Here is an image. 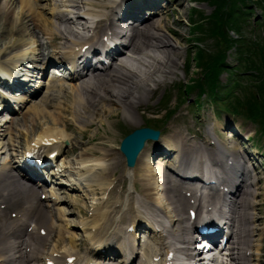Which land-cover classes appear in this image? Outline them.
<instances>
[{"label":"bare ground","instance_id":"1","mask_svg":"<svg viewBox=\"0 0 264 264\" xmlns=\"http://www.w3.org/2000/svg\"><path fill=\"white\" fill-rule=\"evenodd\" d=\"M253 1L256 3V0ZM14 4H19L18 12L11 10ZM160 4V0H0V22L4 26L3 30L0 29V40L2 39L4 43V46L0 47V59L6 57L9 48L17 51L23 46H32L36 43L38 55L35 63L39 65L41 75L53 61L64 63L68 60H76L80 54L77 51L80 47L83 49L86 44L104 43L102 41L104 36L108 38L119 36L127 45L125 53L118 55L106 72L91 71L76 79V83L69 88L59 80V77H55L47 88L40 87L30 98L24 96L16 99L25 106L33 104L32 111L23 114L20 120L11 118L10 127H7L0 137L2 138L0 156L4 159V164L0 168V264L10 262L21 264L22 260L23 264L29 260L34 264H40L43 255L53 259L56 264H66L71 257L76 258L74 264H113L101 260L99 253L79 250L83 240L77 236V227L82 228L86 241L102 248L96 249L97 251H105L107 254L116 252V248L119 247L118 252L124 256L120 264H136L132 263L135 254L138 264L165 263L169 254L177 249L181 250V254L185 257L184 262L187 261V264H204L203 259H200L202 251L197 246V238L192 236L193 230L188 225L189 219L184 216V208L193 204L192 206L198 211H196L197 220H200L203 209L211 212L209 211L212 208L211 203L219 199L222 194L216 191L209 192L206 198H203L207 200L204 203L199 196L198 188L181 180L178 181L175 175L172 176L166 171V167L167 164L174 165L173 167H178L183 173L189 174L196 171L190 165L191 159L197 160L198 170L203 166L204 159H208L217 169H223L224 164L217 158L221 154L227 158V161L235 163V174L226 178L223 184L230 193L234 191L233 199L227 205L229 209L227 219L232 224L229 264H251L254 259L258 263L263 262L260 256L252 258L253 255H246L254 246V238L264 235V229L261 228L262 222L256 220L258 216L254 212H259L254 199L261 194L258 193L256 196L253 190L259 183V180L252 175L257 170V166L255 164L250 166L248 164L250 161L242 160V157L238 158L239 155L242 156L238 144L222 143L219 145L220 151L216 143L204 140L199 134L194 135L193 131L185 135L183 131L171 127L166 144L168 149L162 150L161 146L155 149L156 152L172 150L175 158L172 160L171 155L167 153L160 154L167 164L164 161L160 169L159 167L155 169L151 160L153 156H157V153L147 146L140 154L136 166L128 169L127 172L128 175L133 173L134 182L140 184L141 187L137 190L141 197L137 201L134 198L124 201L122 191L120 194L117 191L119 182L112 184L121 157L117 156L119 152L114 145L116 135L106 131L104 134H93L88 137V133L96 125L103 126L107 121L115 119L125 120V123L135 122L136 111L151 109L144 105L150 98L146 91L164 85L166 78L175 74L174 70L178 66L177 60L181 54L170 37L181 38V33L167 21L172 13H180L183 2L175 0L174 3L169 2L167 5ZM146 9L152 14L149 20L144 18L145 12L142 13ZM155 14L157 15L154 16ZM161 16L165 19L163 20ZM91 33V37L87 38ZM29 35L32 36V40L29 39L31 37ZM9 38V46H7L5 41ZM35 51L32 49L31 54ZM28 57L30 56L27 51L18 59H13L11 64L20 63ZM0 70L8 73L9 77L6 78L13 76L12 69L2 67L1 64ZM45 89H48V92L44 93ZM68 89L71 90L68 92ZM40 96L42 97L39 99ZM17 124L26 127L27 146L34 144L43 151L44 145L48 144L50 146L46 147L51 148V153L62 152L69 131L81 134L82 139L75 140L72 146L68 147V154L77 155L72 163H67L65 167L75 170L79 178L76 181L68 179L61 183L70 184L73 191L80 192L81 200L87 199L88 196L99 195L98 200L101 202L96 206L103 205L95 206L92 215L82 220L79 225L70 220L64 225L52 224L49 221L56 219L63 223V218H68L70 214L64 207L65 200L59 198L58 191H62L63 187L51 188L50 195H47L44 201L42 196L37 200V191L41 190L23 182L22 172H14L12 157H7L6 154L11 146L15 147L11 127ZM42 124H48L46 129L31 140ZM72 124L77 128L74 129ZM136 126L140 127L141 124L138 123ZM3 137L4 139L9 137V142L4 144ZM193 137L199 142L192 140ZM46 140L49 143H45ZM92 142L95 148L88 149L87 145ZM97 146L102 152L96 148ZM104 161L109 163L105 164ZM123 176L124 171L119 178ZM157 178L162 185L160 190L167 195L165 203L157 199L159 191L156 185ZM120 183L123 184V181L121 180ZM112 196L116 197L114 202L110 199ZM68 197L73 202V208L78 210V214H85L83 208L79 209L76 206L80 203V199L69 194ZM118 204L123 208L115 206ZM23 206L26 208L23 224H27L29 220H33L31 224H35L33 233L29 234L26 240L16 223L8 226L9 217L14 213L18 216ZM140 207H146L148 211L143 213ZM160 214L166 220L159 219L157 216ZM142 218V222L137 227L142 229L141 224L145 222L152 240H148L144 250L138 254L133 253L130 243L127 241L121 243V241L119 245L117 239L122 237L126 240L135 236L124 231L122 225L128 223L131 226L136 225L139 222L136 220ZM41 230L46 231L45 237L39 234ZM27 247H30V251H25ZM44 248L45 253H43ZM258 250L259 254L262 250L261 246Z\"/></svg>","mask_w":264,"mask_h":264},{"label":"rangeland","instance_id":"2","mask_svg":"<svg viewBox=\"0 0 264 264\" xmlns=\"http://www.w3.org/2000/svg\"><path fill=\"white\" fill-rule=\"evenodd\" d=\"M174 1L175 0H169L171 3H174ZM249 1L251 3H247L246 5L247 9L249 8V11H247V14H245L244 17L241 16L239 18L240 24L238 25H240L239 27L241 33L245 36V40L242 39L239 41L238 39H235L236 33L230 27V24L235 23V17H229L228 20L224 19L223 24H220V29H218L217 33L213 35L212 30H214V28L212 27H215L213 22L216 23L215 20L218 19L221 21L220 18L222 17L221 12L216 8V6L208 0H182L183 6L180 9V13H172L169 20L167 21L170 26L177 29L179 33H181V38L169 35L171 36V40L180 50L181 55L177 60L178 66L174 70L175 74L167 77L166 83L159 86L155 93L146 91L148 92L150 98L146 103H144V105L150 107L151 109H139V111H136L137 113H134L135 122H132L135 124L130 122L125 123V120L120 121L114 119L112 121H107V124L103 123V126L96 125V127L88 133V137H91L93 134H104L106 131L111 132L116 135L114 145L118 149L119 144L124 137L136 129L148 126H152L154 128L159 127L161 130L164 129V131L174 126L179 128L185 134H187L188 131H197L202 135V137L207 134L210 138H215V134L218 133L220 138L223 140L227 139L229 133L238 136V134H236L237 130V132L244 138H250L249 146L251 145L260 153H264V135L258 132V125L248 121L244 117V113L248 112L249 109L247 110V108H242V106H244L245 98L249 100L248 105L250 103L252 105L250 107V111H255L254 108L257 110V108L261 105L264 106V93H262L264 89H260L264 88V67L262 66L263 62L261 58L262 53L258 54L257 56L249 53L246 57H244V59L251 58L249 60L255 61V66H252V68H247L242 64L244 59L240 58L241 56L239 57L240 53H245L246 50L243 48L241 52L237 51L239 48L237 46H239L241 43H244V41L247 42L248 40L247 44L249 45L245 47L246 49L255 48L259 49V51L263 49L264 52V37H261L264 31V1L262 3L261 0H256V3H254L255 1L252 0ZM19 7V4H14L12 5L11 10L14 9L16 12H18L20 10ZM241 11L242 10H239V12ZM145 12L147 13V11ZM161 18L163 20L165 19L164 16H161ZM1 24L3 23L0 22V29L3 30L4 26ZM29 39L32 40V36L29 37ZM235 40L237 42H234ZM9 41L10 38L6 39L5 41L7 46H9ZM2 43L3 41L1 39L0 44ZM3 46L4 43L3 45H0V47ZM201 48L205 53L204 59H201L199 54ZM32 49L36 50L34 54H31ZM27 51L28 56H30L29 58L33 62L32 64L37 65L34 62L38 55L36 44H33L32 46H23L21 50L17 51L16 49L11 50L9 48L6 51V57L0 59V64L2 67H7L5 62L18 59L22 53ZM222 60H224V64L220 63ZM32 64L30 63L29 65L32 66ZM218 70H221V74L218 78V86H216L217 90L215 89V94L219 96V98H217L218 96L216 97L217 103L211 99L209 100L210 97H206L204 95H202V98H200L199 96L202 91H204L205 95L210 96L207 92L215 88L213 87L214 77H212L210 73L213 71L218 73ZM254 71H257V73ZM23 76L26 77V75L22 74L21 77ZM32 80H35L38 82V84L44 81V79ZM32 83L33 82L30 84L33 85ZM62 83L68 88L74 85V83L71 81H62ZM70 90L71 89H68V92ZM46 92H48V89H46L44 93ZM41 97L42 96H40L39 99ZM32 104L33 103H30L26 109L15 112V114H13V118L20 120L23 114L26 112L30 113V111H32ZM13 105L18 107L17 104ZM248 105L245 104L246 107H248ZM255 105H258V107ZM224 108L228 110L230 109L235 113L239 111L242 113V115L229 113ZM170 112H172L173 115L171 117ZM5 116L6 114L0 113V130L4 128L1 118H7ZM138 123L141 124L140 127L136 126ZM47 125L48 124H42L41 128L38 129L35 134L39 135L43 130L46 129ZM72 125L74 129L77 128L74 124ZM15 126L13 127V133L16 136L15 144L21 146L24 144V142H21V140H26V127L22 124H17ZM68 135L69 137L65 142V145L69 144L68 147H70L75 140L82 139L81 134L74 131H69ZM224 135H226V137ZM237 141L239 142L238 147L242 150L240 143L243 142L244 145L245 139L242 140L238 138ZM87 146L88 149L95 148V144L93 142ZM246 147H248V144H246ZM96 148H98V146ZM255 149H252V152H254ZM98 150L100 149L98 148ZM100 151L102 152V150ZM64 155L65 153L62 155L63 158ZM76 155L77 154H66L65 160L71 163L73 159L76 158ZM118 155L121 156L120 152L117 154V156ZM116 161H118V159H116ZM118 162H120L119 169L117 173L115 172V176L113 177L117 179L123 173V171L126 173L127 168L122 156ZM256 173L260 175L262 182L254 188L256 196L258 193H261L257 197L255 196L256 198L254 199L256 202V209L259 207V212L255 211V213L258 216L257 220L262 222V228H264V170L259 167L257 168ZM75 177L76 175H73V178ZM157 179L156 185L159 188L157 199L165 203L167 195L163 190H160L162 189V185L159 182V178ZM130 185L131 182L125 178L123 186L124 192H126V197L128 196V189ZM139 187L141 186L139 185ZM65 191V193L62 195L63 199L65 200L64 207L70 213L68 215V219L74 224H79L84 218H88L91 208L100 202V200H96V198H94L98 196H88L87 199L81 200L80 192L78 193L76 191L66 189ZM68 194L70 196L74 195L77 199H80V203L78 204L79 209H84L86 206L85 214L80 213L82 216L78 215V210L73 208V202L70 201ZM139 194L140 193H138V195ZM136 195L137 193L134 192V194L129 197L137 198ZM185 209L186 207L184 208V216L187 217L186 212L188 208L186 210ZM143 210L145 211L144 207ZM77 236L82 238V240H85V235L82 232L77 231ZM126 240L128 241V239ZM136 241L143 243L144 240L142 241V239L137 236ZM80 242L81 241H79V243ZM259 246L262 248L260 252L262 253L264 259V235L262 237L255 238V243L251 249V252L255 251L256 249L258 250ZM87 247L88 243L83 242L82 247L79 248V250H84Z\"/></svg>","mask_w":264,"mask_h":264},{"label":"trees","instance_id":"3","mask_svg":"<svg viewBox=\"0 0 264 264\" xmlns=\"http://www.w3.org/2000/svg\"><path fill=\"white\" fill-rule=\"evenodd\" d=\"M208 1L212 2L216 6V8L221 12V16H222L221 18L219 17L221 19V21L219 19L215 20L217 24L213 22L215 27L214 26L212 27V28H214V30H212V34L214 35V34L217 33L218 29H220V24H223V20L224 19L228 20L229 17H235L236 18L235 19V23L233 22L234 24H230V27L236 33V35H238V37H239L238 40L239 41L242 40V39L245 40V36L240 31V27H239L240 25H238V24H240L239 18L241 16L244 17L245 13L242 12V11L239 12V10L249 11L248 10L249 8L247 9L246 5H247V3H251V2L249 0H208ZM263 1L264 0H261V3ZM235 10H238V11H235ZM244 22H245V19H244ZM228 27H229V24H228ZM234 42H237V41L235 40ZM247 42H248V40H247ZM247 42L244 41V43H241V44H239V46H237V47H239L237 49L238 52L239 51L241 52V50L243 48L246 50L245 53L241 52L239 57L241 56L240 58L244 59V56H247L249 53H254L256 55L262 53V55H261L262 62H263L262 66L264 67V52H263V49L261 51H259V49H255V48L254 49H246L245 47H247L249 45V44H247ZM199 54L201 56V59L205 58V53H204V50L202 48L200 49ZM249 59H251V58L244 59L242 64L244 66H246L247 68H252V66H255V61L254 60H249ZM220 63L224 64V60H222ZM240 63H241V61H240ZM213 72L210 73V74L212 75V77H214V83H213L214 86L213 87H215V89H216V86L218 85V78H219V75L221 74V70H218V73H215V72L213 73ZM260 89H264V88H260ZM213 90H214V88L211 89V91H213ZM262 93H264V91ZM203 94H204V91H202L200 93L201 96ZM248 103H249V100L245 98L244 106H242V108H247V110L249 109V111H250V107L252 105H251V103L248 105ZM245 104H247L248 107H246ZM255 106L258 107V105H255ZM254 110L255 111L251 110L250 112L248 111V112L244 113V117L249 119V120H251V121H253V122L258 123L263 129L264 128V106L261 105L260 107L257 108V110H256V108H254ZM230 111L233 112L232 110H230ZM236 114H241L242 115V113H240L239 111H237Z\"/></svg>","mask_w":264,"mask_h":264},{"label":"water","instance_id":"4","mask_svg":"<svg viewBox=\"0 0 264 264\" xmlns=\"http://www.w3.org/2000/svg\"><path fill=\"white\" fill-rule=\"evenodd\" d=\"M137 133L140 135L137 136ZM154 136H157V133L151 131L150 129H143L136 131L133 135L124 140L121 149L127 158L129 167L134 166L138 154L144 147L145 140L151 139Z\"/></svg>","mask_w":264,"mask_h":264},{"label":"snow or ice","instance_id":"5","mask_svg":"<svg viewBox=\"0 0 264 264\" xmlns=\"http://www.w3.org/2000/svg\"><path fill=\"white\" fill-rule=\"evenodd\" d=\"M45 143H49V141L46 140Z\"/></svg>","mask_w":264,"mask_h":264}]
</instances>
